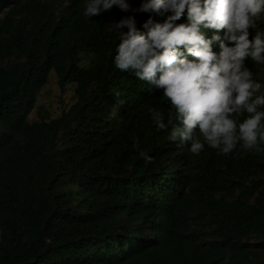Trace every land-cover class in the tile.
<instances>
[{
    "label": "trees",
    "instance_id": "obj_1",
    "mask_svg": "<svg viewBox=\"0 0 264 264\" xmlns=\"http://www.w3.org/2000/svg\"><path fill=\"white\" fill-rule=\"evenodd\" d=\"M128 14L0 0V264H264V151L193 154L157 129L149 108L170 106L112 62ZM51 71L75 99L30 120Z\"/></svg>",
    "mask_w": 264,
    "mask_h": 264
},
{
    "label": "clouds",
    "instance_id": "obj_2",
    "mask_svg": "<svg viewBox=\"0 0 264 264\" xmlns=\"http://www.w3.org/2000/svg\"><path fill=\"white\" fill-rule=\"evenodd\" d=\"M113 6L129 13L109 25L119 39L115 68L159 92L176 117L165 122L149 108L157 129L170 128L169 139L193 154L205 144L264 151V81L247 63L264 65V0H84V16ZM136 13L148 14L139 27Z\"/></svg>",
    "mask_w": 264,
    "mask_h": 264
},
{
    "label": "rangeland",
    "instance_id": "obj_3",
    "mask_svg": "<svg viewBox=\"0 0 264 264\" xmlns=\"http://www.w3.org/2000/svg\"><path fill=\"white\" fill-rule=\"evenodd\" d=\"M13 58V57H11ZM11 59H0V63H7ZM81 63L89 64V56H82ZM261 73H264L262 70ZM75 99L73 88L70 86L61 89L57 82V75L51 71L48 81L41 88L38 94L36 107L30 114V120H38L39 114L43 117H56L62 110H66Z\"/></svg>",
    "mask_w": 264,
    "mask_h": 264
}]
</instances>
